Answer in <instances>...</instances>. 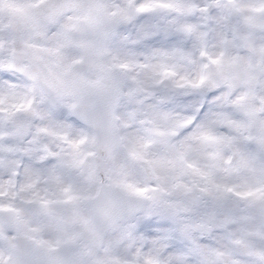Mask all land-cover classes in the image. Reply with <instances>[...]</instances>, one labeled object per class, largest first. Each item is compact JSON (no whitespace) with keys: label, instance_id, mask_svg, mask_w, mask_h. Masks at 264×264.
<instances>
[{"label":"clouds","instance_id":"clouds-1","mask_svg":"<svg viewBox=\"0 0 264 264\" xmlns=\"http://www.w3.org/2000/svg\"><path fill=\"white\" fill-rule=\"evenodd\" d=\"M0 264H264V0H0Z\"/></svg>","mask_w":264,"mask_h":264}]
</instances>
